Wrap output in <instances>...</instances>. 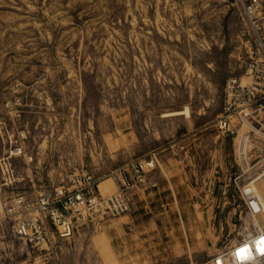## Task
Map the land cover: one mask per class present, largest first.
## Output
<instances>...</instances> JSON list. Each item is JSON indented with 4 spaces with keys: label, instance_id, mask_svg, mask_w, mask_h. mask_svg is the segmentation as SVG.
<instances>
[{
    "label": "rangeland",
    "instance_id": "1",
    "mask_svg": "<svg viewBox=\"0 0 264 264\" xmlns=\"http://www.w3.org/2000/svg\"><path fill=\"white\" fill-rule=\"evenodd\" d=\"M245 39L231 0H0V264H216L237 235L212 164L238 171L214 122L227 78L243 72ZM125 116L136 142L120 147ZM164 146L205 194L198 210L208 228L187 255L117 261L92 235L97 220L116 216L68 238L49 229L43 248L12 233L6 208L15 196L32 203L80 172L110 178Z\"/></svg>",
    "mask_w": 264,
    "mask_h": 264
},
{
    "label": "built area",
    "instance_id": "2",
    "mask_svg": "<svg viewBox=\"0 0 264 264\" xmlns=\"http://www.w3.org/2000/svg\"><path fill=\"white\" fill-rule=\"evenodd\" d=\"M231 1L248 45L246 62L240 76L226 80L214 129L216 138L226 135L230 139L233 164L229 169L238 172L226 173L225 164L214 162L213 173L218 180L219 172L223 177L222 207L231 199L236 216L231 224L237 238H229L214 262L264 264V0ZM156 162L155 153L150 151L114 170V191L107 195L99 192L97 179L80 172L71 179L70 187L40 191L32 203L15 196L6 208V214L15 220L12 233L32 247L43 248L49 242V229L56 238H68L82 224L126 214L133 190L146 183ZM253 166L259 169L253 171ZM242 176L246 178L240 180ZM224 187H230L232 194Z\"/></svg>",
    "mask_w": 264,
    "mask_h": 264
},
{
    "label": "crops",
    "instance_id": "3",
    "mask_svg": "<svg viewBox=\"0 0 264 264\" xmlns=\"http://www.w3.org/2000/svg\"><path fill=\"white\" fill-rule=\"evenodd\" d=\"M123 119V131L117 143L120 147H127L136 142V135L127 116ZM168 147L152 150L157 165L147 173L146 183L133 190L130 210L95 222L92 235L102 236L117 261L140 253L149 258L187 255L195 243L196 234L204 233L208 228L206 217L199 218L203 211L198 210L205 194L201 197V193H197L196 180L191 179L182 160L175 155L178 151L174 148L170 151ZM106 181L108 183L101 191L100 184ZM209 182L208 178L204 185ZM97 187L101 194H110L114 191V180L111 177L101 179Z\"/></svg>",
    "mask_w": 264,
    "mask_h": 264
},
{
    "label": "bare ground",
    "instance_id": "4",
    "mask_svg": "<svg viewBox=\"0 0 264 264\" xmlns=\"http://www.w3.org/2000/svg\"><path fill=\"white\" fill-rule=\"evenodd\" d=\"M243 80H244V78H243ZM119 216V215H118Z\"/></svg>",
    "mask_w": 264,
    "mask_h": 264
}]
</instances>
